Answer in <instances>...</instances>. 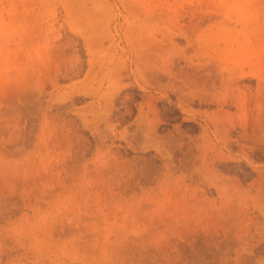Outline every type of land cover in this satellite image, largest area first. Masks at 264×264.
Wrapping results in <instances>:
<instances>
[{
	"label": "rangeland",
	"instance_id": "374dc122",
	"mask_svg": "<svg viewBox=\"0 0 264 264\" xmlns=\"http://www.w3.org/2000/svg\"><path fill=\"white\" fill-rule=\"evenodd\" d=\"M0 264H264V0H0Z\"/></svg>",
	"mask_w": 264,
	"mask_h": 264
},
{
	"label": "bare ground",
	"instance_id": "6f19581e",
	"mask_svg": "<svg viewBox=\"0 0 264 264\" xmlns=\"http://www.w3.org/2000/svg\"><path fill=\"white\" fill-rule=\"evenodd\" d=\"M176 64V63H175ZM174 63H172V67L166 71V73L169 74V76L174 75L176 77V82L178 83H182L184 84L186 87L189 86V89L192 90L193 85L196 86H202L204 88H213L215 89V81H214V77L209 73H199L198 74H193L194 70L191 69L193 72H189V70L185 71L184 69H181L179 72H175L176 70V65ZM171 79V78H170ZM173 79V78H172ZM180 83V84H181ZM176 86V85H175ZM182 90V89H181ZM181 92V91H180ZM166 94V93H165ZM168 96V95H167ZM151 97V96H150ZM149 97V98H150ZM169 97V96H168ZM167 99V98H166ZM170 103L172 104L171 100L168 102V106L171 109L172 105H170ZM164 106V105H163ZM165 109H168L167 106L165 107ZM169 109V110H170ZM174 109V108H173ZM173 109H171L173 111ZM167 111V110H166ZM184 111V110H183ZM161 113V112H160ZM159 113V114H160ZM174 114V113H173ZM159 117V115H157ZM167 118V117H166ZM165 118V119H166ZM241 131L239 132V138L240 139H236L234 142L240 145H245L246 144V133L248 132L249 129V121H244L243 123H238L237 124ZM236 126V125H235ZM229 128V127H228ZM236 128V127H234ZM225 137L230 139V132L228 130L225 131ZM242 141V142H241ZM233 141L230 140V143H234ZM227 144V143H226ZM221 156V155H220ZM217 157V156H216ZM222 161V159H218V163H220ZM228 164L225 163L224 167H227ZM241 167H243L242 165H240ZM244 169V168H243ZM245 171V169H244ZM245 174L247 176H251L254 175V172L251 170L250 172L245 171Z\"/></svg>",
	"mask_w": 264,
	"mask_h": 264
}]
</instances>
